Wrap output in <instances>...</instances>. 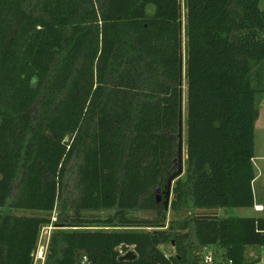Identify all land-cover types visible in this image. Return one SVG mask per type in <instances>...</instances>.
I'll return each mask as SVG.
<instances>
[{"label":"trees","instance_id":"1","mask_svg":"<svg viewBox=\"0 0 264 264\" xmlns=\"http://www.w3.org/2000/svg\"><path fill=\"white\" fill-rule=\"evenodd\" d=\"M261 1L184 2L188 166L176 215L255 207ZM179 22V0H0V264H34L59 201L58 221L69 208L116 214L56 233L47 264H200L206 246L248 264L264 248V218L194 215L158 230L157 190L177 165ZM140 210L163 212L129 218Z\"/></svg>","mask_w":264,"mask_h":264},{"label":"rangeland","instance_id":"2","mask_svg":"<svg viewBox=\"0 0 264 264\" xmlns=\"http://www.w3.org/2000/svg\"><path fill=\"white\" fill-rule=\"evenodd\" d=\"M183 1V34H184V71H185V77H184V85H183V91H184V123H185V129H184V140H185V160H187V78H186V35H185V26H186V9H185V0ZM68 182L69 184H71L72 182V175L71 172L68 173ZM186 176V175H185ZM185 176H183L182 178H184ZM70 187V186H69ZM72 187L68 188L66 190V194L67 196H71L73 195V198L76 197V194H72ZM261 196V191H259ZM72 194V195H71ZM175 199V193H173V197L171 200V205L173 200ZM62 203V201H59V205L56 207V210L50 215L51 219H52V224L49 227H44L41 230V235H40V239H39V243L38 246H40V249L43 246L47 247V251L43 256V259H41L40 261H37L35 264H47L49 262L50 257L53 255V238L56 235V233L60 232V231H64V232H72L74 230H88V227H75V225H73V222H75L76 220H85V221H91V222H97V221H105L106 219L112 218L116 212L115 210H90V211H83L79 214H75V212L69 208V213L70 216L68 217V219L63 220V221H58V216L59 214H61V207L60 204ZM160 208L164 209L163 203L161 202L159 204ZM162 210V209H161ZM161 210L158 211H137L134 214L129 215V218L131 219H135V220H140V219H146V220H155L157 219L158 215L163 212ZM1 211V210H0ZM166 212V211H165ZM167 213V227L165 228H158V230H167L169 227V223L171 220L174 219H184L187 217H191L194 215H216L219 218H227V217H244V218H255V216L257 215L254 211L253 208H236V209H208V210H185L183 211L181 214H174V212L171 209L170 206V210ZM15 214L17 216H47L44 213L41 212H37V211H28V210H19L16 211ZM97 230H99L100 228L96 227ZM108 229V228H107ZM148 230H153V228H150ZM41 242V243H40ZM161 250L167 255V256H171V255H175L176 254V250L174 248V246L172 244H165L162 245ZM214 249L216 251H218V248L214 247Z\"/></svg>","mask_w":264,"mask_h":264},{"label":"water","instance_id":"3","mask_svg":"<svg viewBox=\"0 0 264 264\" xmlns=\"http://www.w3.org/2000/svg\"><path fill=\"white\" fill-rule=\"evenodd\" d=\"M180 6V91H179V129L178 134L176 135L178 139V150H177V159H176V171L168 177L164 189L157 190V204L163 203L164 209L166 212H169L171 206V200L173 197V191L176 187V182L180 181L181 177L185 173V167L188 164V161L185 160V151H184V32H183V1L179 0ZM35 256V254H34ZM137 255L134 251H131L124 255L121 259H136Z\"/></svg>","mask_w":264,"mask_h":264},{"label":"crops","instance_id":"4","mask_svg":"<svg viewBox=\"0 0 264 264\" xmlns=\"http://www.w3.org/2000/svg\"><path fill=\"white\" fill-rule=\"evenodd\" d=\"M260 8L261 10L264 11V0L260 2ZM258 109H259V117L256 123L255 158L253 160V164L256 172V179L253 183V190L255 196V207L253 209L257 214L255 218H264V92L258 97ZM184 145H185V140H184ZM186 161H188V155ZM187 166L188 164L185 167V173L183 176L187 174ZM259 191H261L262 193L261 196L258 195L260 194ZM256 207L261 209L257 210ZM201 210H205V209H201Z\"/></svg>","mask_w":264,"mask_h":264},{"label":"built area","instance_id":"5","mask_svg":"<svg viewBox=\"0 0 264 264\" xmlns=\"http://www.w3.org/2000/svg\"><path fill=\"white\" fill-rule=\"evenodd\" d=\"M257 210L261 208L256 207ZM41 243V242H40ZM47 251V247L42 245L38 246L35 256H34V264L37 261L43 259L44 254ZM126 255V254H125ZM79 264H89V259L86 255L82 256ZM200 264H235L233 260L225 261L222 259L220 253L214 249V247L206 246L203 248L200 258ZM248 264H264V248L254 251L250 260H248Z\"/></svg>","mask_w":264,"mask_h":264}]
</instances>
